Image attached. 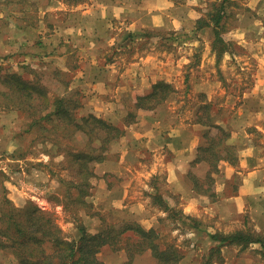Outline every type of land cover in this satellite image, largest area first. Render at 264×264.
I'll return each mask as SVG.
<instances>
[{
    "label": "rangeland",
    "instance_id": "374dc122",
    "mask_svg": "<svg viewBox=\"0 0 264 264\" xmlns=\"http://www.w3.org/2000/svg\"><path fill=\"white\" fill-rule=\"evenodd\" d=\"M121 1L0 0V74L19 73L26 81H39L50 99L55 95L72 92L82 102L83 112H92L123 129L124 134L110 146V156L107 158L110 159L117 157L123 145L129 142V129L154 111L156 106L151 110H144L142 106H136L135 101L136 97L149 90L158 79L149 78V86L138 87L133 96H111L102 94L95 87L96 82L88 78L90 75L84 73V67L89 70L105 69L114 61L120 62L122 66L126 61L127 64L136 61L140 55L153 59L158 57L157 60L168 58L175 64L180 60L184 63L181 75L185 80L180 82L178 89L173 81H167L173 87L167 99L175 101L174 115L178 118L190 116L187 107L193 106L192 120L200 125L201 146H208L206 132L210 127L216 132V128L210 124H220L219 122L228 117L232 121L226 123L225 129L230 132V137L217 147L222 155L227 152L222 148L226 142L232 146L231 151L236 152L241 143L245 142L244 133L249 134L252 142L259 145L264 152V93L259 98L248 95L252 88L264 92V50L246 49L233 38L229 39L228 36L235 34L233 29L239 22L236 13L227 17L219 28L223 44L214 45L213 31L208 27L198 29L195 26L196 19L211 9L207 3L213 0H172L175 1V6L184 8L177 11L184 15L182 24L178 25L180 27L168 31L144 29L136 34L127 33L130 24L128 19L103 21L98 18ZM145 1L150 0H140L138 3ZM237 2L230 4L231 8L241 12L242 0ZM256 35L257 33L252 34ZM208 45L209 51L206 48ZM223 53L229 54L227 61ZM210 59L213 61L209 62ZM202 60H205L203 71L216 76L221 81L223 91L220 90L221 94L215 100L199 97L202 103L205 100L207 102L194 106L191 103L192 80L201 70ZM195 100L197 99L194 102ZM225 103L229 105V113L224 114ZM244 105H248L246 110H243ZM248 108L252 112H248ZM203 115L209 118L208 125L198 121L199 116ZM31 121L32 116L28 111L8 103L0 94V215L3 210L7 211L11 207L24 209L32 203L51 212L64 234L78 237V221H82L88 230L95 232L104 223L121 220L118 219L121 213L115 211L116 209H102V186L108 185L116 189L133 179L134 189L138 191L136 196L154 203L155 198L149 190L151 185L161 187L159 179L154 180L148 176L146 170L143 171L145 175H138L135 170L121 176L110 171L102 173V161L95 164V175L89 179V194L85 199L91 204L90 208L86 210L82 206L76 207L72 198L77 192L68 180L77 181V177L67 167L68 156L63 143L65 139H56L59 135L54 132L42 134L39 127L31 124ZM147 161L149 159L146 155L143 163L147 164ZM217 166L218 164L214 168V164L210 165L212 176L218 172ZM206 181L211 182L208 179ZM237 185L231 179L228 188H235ZM148 207L147 204L146 208ZM145 212L147 216L149 211ZM173 212L175 214L171 215L166 210L167 215L156 221L160 241L174 244L182 251L183 255L178 264H204L206 256L210 255L208 249L211 242L190 232L188 225H198L195 219L193 221V218L183 215L178 207ZM249 214H245V225L237 224L222 229L214 227V233L256 230L258 225L255 220L258 219H253ZM151 215L152 213L147 217ZM135 216H128L129 219L123 220L139 221ZM204 222L210 228L211 219ZM213 241L219 246L218 251L211 253L213 264H264V249L261 253L257 243L242 247L240 244ZM96 256L103 264H125L128 261L125 250L119 248V245L103 246ZM0 262L6 264L16 261L14 255L0 248ZM129 264H156V260L149 252L144 251L137 254Z\"/></svg>",
    "mask_w": 264,
    "mask_h": 264
},
{
    "label": "crops",
    "instance_id": "0c3cea01",
    "mask_svg": "<svg viewBox=\"0 0 264 264\" xmlns=\"http://www.w3.org/2000/svg\"><path fill=\"white\" fill-rule=\"evenodd\" d=\"M139 1L122 0L98 18L103 21L128 19L130 21L128 34H136L144 29L174 30L182 24L184 15L177 11L184 8L175 6V1L150 0L142 4H139ZM237 1L239 0H229V5L225 8L223 23L233 13H236L239 18L237 27L233 29L235 34L228 36L229 39L233 38L237 44L246 49L264 50V0H242L241 12L231 8L230 4ZM195 26H193L194 29ZM207 27L213 31L212 44H214L218 27L210 25L198 29ZM79 32L82 31L79 30ZM254 33L257 35L252 36ZM206 48L210 50L209 45ZM222 55L226 56L225 60L229 56L227 53ZM157 58L140 55L136 61L128 64L126 61L122 66L120 62L114 61L105 69L92 68L89 70L84 67V73L91 76L88 78H92L96 82L95 87L105 95L133 96L134 90L138 87L149 86V78L150 80L173 81L178 89L181 86L180 82L185 80V77L182 78L181 75L184 63L179 60L175 64L168 58L158 60ZM212 61V59L209 60V62ZM204 63L205 60L200 62L201 70L192 80L193 101L191 103L194 106L202 103L199 97L215 100L217 95L221 94L220 90L223 91L221 81L216 76L203 71ZM214 63H216L215 58ZM262 81L264 82V79ZM263 93L262 90L252 88L249 89L248 95L259 98ZM244 95L247 97L246 93ZM195 98L197 100L194 102ZM206 102L205 100L202 104ZM224 105V114L229 113V105L226 103ZM247 106L244 105L243 110H246ZM175 107L173 99H166L157 104L152 113L144 116L145 120H141L139 124L129 129L130 140L123 145L120 154L100 164L103 169L102 173L110 171L121 176L135 170L138 175H145L143 171L146 170L148 176L154 180L159 179L161 187L151 185L149 190L155 198L154 203L137 197L138 191L134 189L133 179H130L131 183L127 181L128 183H123L120 188L102 186L101 189L104 192V197L102 196L104 200L101 201L102 209H116L115 211L121 213V217L118 218L121 219L120 221L129 219L128 216L136 215V219L139 220L136 221L139 224L146 229L154 228L159 234L156 221L167 215L166 210L168 209L166 208L176 209L178 207L183 215L197 221V226L188 225L190 232L211 242L208 251L216 246L213 243L214 239L211 238L214 227L222 229V227L228 228L237 224L245 225L244 219L247 212L253 219H258L255 220L258 225L255 229L264 233V152L261 151L262 149L252 142L249 134L244 133L245 142H242L236 151L237 159L234 162L225 158L220 159L217 162L218 172L212 176L209 170L211 164L202 156L203 153L200 150V125L192 120L193 106L187 107V113L190 116L186 115L184 118L175 117ZM261 110L263 108L259 109ZM247 111L252 112L250 108ZM230 112L234 114L231 110ZM229 121L232 119L225 117L219 123L226 128V123ZM257 127L260 128L258 125ZM210 133L214 134L215 129L213 132L211 128ZM146 155L149 161L144 164L143 160ZM206 178L211 182H207ZM231 179L238 184L235 188H228ZM197 182L199 184L196 186ZM163 203L166 206H163ZM147 204L148 208H146ZM146 210L149 211L148 215L152 213L149 218L145 214ZM168 212L170 214L169 210ZM207 219H211L210 228L204 222ZM179 221L182 222L180 219ZM259 250L262 253L261 245Z\"/></svg>",
    "mask_w": 264,
    "mask_h": 264
},
{
    "label": "trees",
    "instance_id": "16d2710c",
    "mask_svg": "<svg viewBox=\"0 0 264 264\" xmlns=\"http://www.w3.org/2000/svg\"><path fill=\"white\" fill-rule=\"evenodd\" d=\"M226 3L229 0L208 2L211 9L196 19V27L213 25L219 30L223 25ZM218 30L214 45L223 44ZM172 90L169 82L158 80L149 90L136 97L135 105L151 110L166 100ZM0 94L8 103L28 111L32 116L31 124L38 126L42 134L54 132L59 135L56 139H65L67 167L77 177V181L68 180L77 192L72 203L88 210L91 204L85 198L89 194V179L95 175L94 166L110 156V146L124 134V130L92 112H83L82 102L74 93L55 95L50 99L39 81H26L19 73L0 74ZM198 119L208 125L209 118H205V115ZM210 125L216 128V132L211 134V127L207 130L208 146L200 147L202 156L212 166L214 164V168L222 158L234 162L237 156L235 151H231L230 144H223L222 148L227 150L225 155L217 148L230 137V132L220 124ZM163 206L166 205L163 203ZM166 209L171 215L175 214L173 208ZM0 220V248L14 255L16 261L6 264H103L96 253L106 245L123 248L128 259L125 264L144 251L155 258L156 264H178L183 255L176 245L162 243L154 228L146 229L134 221L104 223L98 230L91 232L82 221L77 220L80 234L72 237L63 233L51 212L32 203L24 209L11 207L7 211L3 210ZM211 238L220 243L240 244L242 247L259 243L262 251L264 249V234L257 230L241 229L227 234L216 232L211 234ZM218 247H212L204 264L212 263L211 253L218 251Z\"/></svg>",
    "mask_w": 264,
    "mask_h": 264
}]
</instances>
